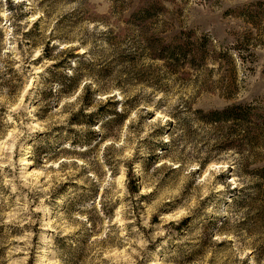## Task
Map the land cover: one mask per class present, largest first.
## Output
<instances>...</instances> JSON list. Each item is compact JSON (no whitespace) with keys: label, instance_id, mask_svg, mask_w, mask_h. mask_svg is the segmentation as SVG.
Segmentation results:
<instances>
[{"label":"rangeland","instance_id":"obj_1","mask_svg":"<svg viewBox=\"0 0 264 264\" xmlns=\"http://www.w3.org/2000/svg\"><path fill=\"white\" fill-rule=\"evenodd\" d=\"M144 1L0 0V264H264V144L196 112L264 102V0Z\"/></svg>","mask_w":264,"mask_h":264},{"label":"trees","instance_id":"obj_2","mask_svg":"<svg viewBox=\"0 0 264 264\" xmlns=\"http://www.w3.org/2000/svg\"><path fill=\"white\" fill-rule=\"evenodd\" d=\"M165 0H145L142 7L133 13V16L137 22H143L148 19H152L164 9L163 2ZM234 17L241 19L248 23L252 27L262 25L264 22V2L255 1L249 4L237 7L232 11ZM201 39L198 42L200 48L206 46V42L209 41L208 37ZM176 41L170 40L160 45V52L156 59L166 60L167 62L177 61L179 59L186 60L187 64H192L195 58V52L197 49L192 48L186 49L183 45V41L175 39ZM155 47L152 45V48ZM249 50V49H247ZM203 51H200V53ZM238 47H229L221 49L219 51L207 50L208 55L205 53V57L209 56L213 60L220 62H228L231 68V74L236 73V60H243ZM199 53V54H200ZM211 53L212 55H210ZM202 54V53H201ZM264 75V69L262 71ZM232 82L224 86V90L227 91L225 97L232 95ZM198 119L207 123L212 127L230 124L235 127L232 129L233 133L230 136L234 138L231 142L236 140L240 144H248L251 148L256 146L257 143L262 142L264 144V102H248V103H233L222 108L201 110L197 111ZM232 144V143H231ZM240 144V145H241ZM243 172L246 170L243 166ZM250 177L254 180L252 188L254 189L255 197H259V192L264 191V167H257L250 171H246ZM264 193V192H263ZM232 196L239 195V192L231 191ZM260 196H263L260 195ZM235 199V198H234ZM246 202L254 199V196L243 198ZM262 210H264V196L261 199Z\"/></svg>","mask_w":264,"mask_h":264},{"label":"bare ground","instance_id":"obj_3","mask_svg":"<svg viewBox=\"0 0 264 264\" xmlns=\"http://www.w3.org/2000/svg\"><path fill=\"white\" fill-rule=\"evenodd\" d=\"M26 162H24V164H25Z\"/></svg>","mask_w":264,"mask_h":264}]
</instances>
